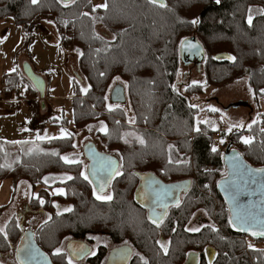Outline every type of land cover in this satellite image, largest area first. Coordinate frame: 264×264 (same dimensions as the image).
Masks as SVG:
<instances>
[{
    "label": "trees",
    "instance_id": "1",
    "mask_svg": "<svg viewBox=\"0 0 264 264\" xmlns=\"http://www.w3.org/2000/svg\"><path fill=\"white\" fill-rule=\"evenodd\" d=\"M104 2L106 8L92 0L36 4L0 0V19L10 16L29 35L40 21L53 20L60 49L77 55L78 75L86 82L83 90L72 78L74 127L79 130L104 121L105 133L98 132L97 137L121 160L120 173L111 181V200L97 199L93 184L84 179L82 161L65 163L61 158L74 150L72 136L17 143L0 139V180L12 177L14 187L26 180L32 189L28 210L48 215L33 230L38 245L55 264H69L66 252L57 254L64 240L96 235L129 244L134 249L131 264H184L190 253L197 254L198 264H264V248L247 247L250 236L234 225L217 186L229 143L248 165L264 167V111L248 129L230 131L222 155L221 148L212 151L214 140L208 134L215 129L196 122L198 108L189 100L207 87L220 88L247 76L255 97L264 101V0H166L164 6L150 0ZM97 24L113 38L100 36ZM192 36L205 50L206 78L180 89L175 84L180 44ZM219 53H230L233 60L218 61ZM116 78L125 82L120 84L134 106L137 122L132 125L119 118L120 108L106 105ZM21 83H26L29 96L36 97L33 84L20 70L6 75L4 97L19 98ZM50 119L53 123L56 118ZM62 120L66 126L68 120L64 116ZM33 121L38 128L37 119ZM236 135H247L251 142L233 139ZM210 165L216 169L209 171ZM140 171H152L165 182L191 180L185 196L165 212L160 224L150 221L134 201ZM65 175L72 179L59 180ZM56 187H63V192L51 194ZM4 208L0 205V216ZM199 208L207 223L199 231H186L191 213ZM6 227L0 231V257L13 254L22 222L17 224L14 217ZM210 246L215 250L212 261L205 251ZM100 260L97 255L89 262L100 264ZM0 264L5 263L0 259Z\"/></svg>",
    "mask_w": 264,
    "mask_h": 264
},
{
    "label": "rangeland",
    "instance_id": "2",
    "mask_svg": "<svg viewBox=\"0 0 264 264\" xmlns=\"http://www.w3.org/2000/svg\"><path fill=\"white\" fill-rule=\"evenodd\" d=\"M92 2L95 6L99 7L106 4L104 0H92ZM95 28L100 36L102 35L107 39L113 38V35L108 33L100 24H97ZM58 34L54 22L51 19H44L37 23L31 29L30 35L22 25L15 24V20L10 16L0 19V139L2 138L3 140L17 143L18 141H40L55 137L66 138L62 134V130H64L69 134L67 136H72L73 145L75 146L74 150L67 153V156L77 162L82 161V172L87 175V171L85 170L87 161L82 153L83 145L87 141H93L99 150L109 152L115 156L118 155L115 151L105 150V146L102 145L97 137L98 132L105 133V130H101L102 127L106 129V123L104 121L92 123L91 125L88 124L79 130L74 127L72 114L74 84L72 78L80 82V87L83 90L86 82L82 77H79L80 74L76 67L77 55L71 51L60 49L61 45ZM25 62H28L37 75L42 76L44 82H46L44 96L39 95L34 85L33 89L36 97L29 96L26 93V87L21 88L23 85L26 86V83H21L18 88L20 97L16 98L17 96L13 94V99H11L15 100L14 104H17L18 100L28 98L26 101L18 103L17 106L11 102H1V100L7 99L4 97L6 75L13 72V69L15 71L20 70L24 73L22 68ZM204 63V60H197L195 57H193V60H189L188 58L183 59L181 54L180 67L178 69L177 80L175 81L176 86L183 89L189 83L194 84L205 81L206 75H204L203 71ZM247 78V76L242 77L220 88L214 86L207 87L203 93H194L195 96L192 95L189 98L198 108L196 122L201 121L208 125L210 124L215 129V131L209 132L208 136L211 133H219V141H217V145L214 142L213 148H221V153L224 149V144L230 141V138H228L230 131L234 130L236 132L245 128L248 129L249 124L258 120L262 111H264V101L255 97ZM116 83L125 84L119 78H116V81H114V84ZM128 95L127 92L126 102L124 104L111 102L109 96L106 105L110 109L120 108L119 118L127 124L132 125L137 122V117L133 104L128 100ZM35 101L38 104L37 108L34 103ZM211 109H216V111H212ZM63 116L68 120L66 126H64L65 124L62 120ZM33 118H36L39 122L40 125L38 128L36 127L37 122H34ZM50 118L56 119H53L52 123L48 121ZM43 123L44 125H41ZM131 135L136 136L137 134L132 132ZM237 138L240 140H250V137L247 135H236L235 138L233 137L235 140ZM210 166L212 167H208L209 171L216 169V166ZM226 170L227 168L225 166L224 168H220L219 175L222 178L226 175ZM65 176L59 178V180L67 179L69 175ZM12 179V177H6L0 180V205L5 207L4 212L0 216V229L5 231L8 221L16 217L17 224L22 222V235L26 230L33 231L36 229L41 222L43 223L46 220L48 215L46 213L42 214L41 212L28 210L27 205L30 202L29 199L32 190L30 184L26 180H21L14 187ZM37 186L38 188H42L39 184ZM110 187H108L107 192L102 194L94 190V196L111 195ZM63 190V187H56L49 192L56 195V193H61ZM181 194L183 198L185 194ZM151 216L153 221H161V214L159 215V213L156 214L153 212ZM206 217V213L202 209L199 208V210L194 211L191 213L185 225V230L190 232H195L194 229L200 230L203 224L207 223L204 220ZM214 226L216 227L217 225L214 223ZM93 237V243L95 245L97 243L111 245L106 236L96 235ZM66 240L61 243L58 249L64 248ZM246 243L247 247L251 249L264 248L263 240L252 241L247 237ZM15 248L16 246L13 249V254L0 257L5 264H15Z\"/></svg>",
    "mask_w": 264,
    "mask_h": 264
},
{
    "label": "water",
    "instance_id": "3",
    "mask_svg": "<svg viewBox=\"0 0 264 264\" xmlns=\"http://www.w3.org/2000/svg\"><path fill=\"white\" fill-rule=\"evenodd\" d=\"M61 1L69 3L73 0ZM154 3L162 5L166 3V0H156ZM179 50L183 59L188 58L189 60H193V57H195L197 60H202L205 55V50L195 36L181 42ZM215 59L218 61L223 59L232 61L233 57L230 53H219V55L215 56ZM22 70H24V76L33 83L39 95L44 96L46 82H44L42 76L37 75L28 62L24 63ZM109 92V100L111 102L115 104H124L126 102L127 92L122 84L117 83L113 85ZM231 144H227L223 152V159L227 170L224 178H221L217 184L218 189L222 193L227 205H229V212L237 229L247 233L250 238L264 239V235H261L264 232V171H259L264 170V167L248 165L240 152L230 148ZM83 146V156L89 161L87 165L88 179L95 187V191L102 194L107 191L115 175L109 178L106 173L101 171V165L107 166L108 161L106 158H110L112 161H115V164L111 167L119 172L120 159L109 152L104 153V151L99 150L93 141H87ZM93 171H96L97 175H92ZM139 182V185L134 189V201L146 208H151L152 204L173 202L177 197V188L180 185L165 183L153 175L142 177ZM101 183L104 184L103 192H100ZM237 213L248 215L250 217L249 222L244 224L236 223L235 217ZM71 244H76L79 247L86 246V248L84 247L85 249L83 248L84 253L74 258L76 261L83 259L90 252V249L87 248L88 245L83 243L82 240H73L68 245L70 246ZM29 247L34 252V258L31 261L26 259L24 251H22V249ZM205 251L206 256L212 261L215 250L210 246ZM15 256L17 264H53L46 251H43L38 245L32 230H26L22 233L20 242L15 248ZM197 263H199L197 254L190 253L188 261L184 264Z\"/></svg>",
    "mask_w": 264,
    "mask_h": 264
},
{
    "label": "flooded vegetation",
    "instance_id": "4",
    "mask_svg": "<svg viewBox=\"0 0 264 264\" xmlns=\"http://www.w3.org/2000/svg\"><path fill=\"white\" fill-rule=\"evenodd\" d=\"M116 84H114V85H116ZM104 153H106V152H104ZM86 161H87V163H86L85 170L87 171V165H88L89 161L87 159H86ZM120 161H119V173H120V164H121ZM136 175L138 177V182L140 181V179L142 177H146V176H149V175H153V176H155L157 178V176L152 171H146V172L140 171ZM87 176H89L88 175V171H87ZM139 183H138V185H139ZM165 183H171V182H165ZM172 183H174L175 185L180 184L179 187L177 188V195H176L177 197H176V199L173 202L170 201V203H166V204L165 203L152 204L151 208H146L145 206L144 207L143 206H140L138 203L135 202L137 206H139L140 208H144L146 210V217L149 218L150 221H153L152 220L151 213H153V212L156 213V214L159 213V215L161 214V216L163 218L165 212H167L174 205L179 204V202H180V200L182 198V194L181 193L186 194V185L191 184V180L190 181H186V180L184 181V180H181L180 179V180L174 181ZM93 188H95V187L93 186ZM93 190H95V189H93ZM133 193H134V191H133ZM162 218H161V221H162ZM161 221L159 220L157 222L156 221H153V222H156V223H159L160 224ZM73 240H82L83 243H86L88 245L87 248L90 249V252L87 253L84 256L83 259H79L77 261L74 260V258H77L81 254H83L84 253V250H82L81 247H79L76 244H71L69 246L68 244L71 241H73ZM93 242H94V238H90V237L83 238V239L82 238L71 237L70 239L68 238L65 241L64 248L63 249L59 248L58 250L60 252H63V253L66 252L65 257L69 260V262L71 261V263H73V264H81V263L84 264V263H88L89 262V259H91L93 257H97V255L101 256V260H100L101 263L100 264H131L132 263L131 257L133 255L134 249L131 248V246H129V244H127V243H123V244L118 243V244H115V243L110 242L111 245L108 246L106 243H97V245H95ZM84 247L86 248V246H84ZM100 253H102V254H100ZM52 263L55 264L53 261H52Z\"/></svg>",
    "mask_w": 264,
    "mask_h": 264
},
{
    "label": "snow or ice",
    "instance_id": "5",
    "mask_svg": "<svg viewBox=\"0 0 264 264\" xmlns=\"http://www.w3.org/2000/svg\"><path fill=\"white\" fill-rule=\"evenodd\" d=\"M32 4H36L38 3V0H31ZM151 2H156V0H151ZM164 6V5H162ZM103 7H107V5H103ZM192 23H197V21H192ZM248 23L251 24L252 23V18L251 16L249 17L248 19ZM191 46V45H189ZM13 71H15V69H13ZM86 91V90H85ZM212 111H216V109H211ZM101 130H105L103 127ZM198 130V129H197ZM62 134L67 136L69 135L68 133H66L64 130H62ZM40 138V137H38ZM251 141L250 140H247L245 139L244 140V143H250ZM141 143H143V141H141ZM212 151H216L215 148L212 149ZM54 155H56V153H53ZM65 163H76L77 161L71 159L70 157L68 156H63L61 157ZM107 161H108V165L105 166V165H101V171H103L104 173L107 174V176L109 178H111L113 175H118L119 172L114 170L111 166L115 164V161H112L110 158H106ZM259 171H264V170H259ZM92 175H97V172L96 171H93ZM67 179H72V177H67ZM84 179H88V176L87 175H84ZM47 182V180L45 181ZM104 191V184L101 183L100 184V192H103ZM97 199H105V200H111V196H102V195H97L96 196ZM41 203H43V201H41ZM70 210V209H68ZM250 220V217L246 214H241V213H237L236 217H235V222L236 223H240V224H244V223H248ZM195 231H198L199 229H194ZM0 231H3V229H0ZM261 235H264V232L261 233ZM163 247V245H161ZM82 250H83V246H81ZM166 250V249H165ZM22 251H24V254H25V257L28 261H31L33 258H34V252H33V249H31L30 247L29 248H26V249H22ZM57 254H59V250H57ZM69 264H71V261L69 262Z\"/></svg>",
    "mask_w": 264,
    "mask_h": 264
},
{
    "label": "built area",
    "instance_id": "6",
    "mask_svg": "<svg viewBox=\"0 0 264 264\" xmlns=\"http://www.w3.org/2000/svg\"><path fill=\"white\" fill-rule=\"evenodd\" d=\"M25 86L23 85L21 88L23 89ZM209 137L212 139V140H214V142H215V144L217 145V141H219L218 140V138H219V133H211L210 135H209ZM212 166H210V168H211Z\"/></svg>",
    "mask_w": 264,
    "mask_h": 264
},
{
    "label": "crops",
    "instance_id": "7",
    "mask_svg": "<svg viewBox=\"0 0 264 264\" xmlns=\"http://www.w3.org/2000/svg\"><path fill=\"white\" fill-rule=\"evenodd\" d=\"M26 99H28V98H26ZM26 99H21V100H18V103H20V102H24V101H26ZM14 101L15 100H12V99H4V100H1V102H11V103H13L14 104ZM18 103L17 104H14L15 106H17L18 105ZM12 104V105H13Z\"/></svg>",
    "mask_w": 264,
    "mask_h": 264
}]
</instances>
